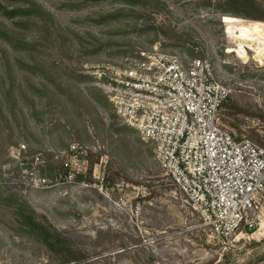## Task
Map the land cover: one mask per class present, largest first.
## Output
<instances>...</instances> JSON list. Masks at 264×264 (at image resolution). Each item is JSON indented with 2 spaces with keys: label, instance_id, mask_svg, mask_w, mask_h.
<instances>
[{
  "label": "rangeland",
  "instance_id": "374dc122",
  "mask_svg": "<svg viewBox=\"0 0 264 264\" xmlns=\"http://www.w3.org/2000/svg\"><path fill=\"white\" fill-rule=\"evenodd\" d=\"M134 1L0 0V264L63 261L25 208L86 264H264V210L217 237L94 76L141 53L205 60L231 90L222 125L264 148V55L229 53L227 33L264 35V0Z\"/></svg>",
  "mask_w": 264,
  "mask_h": 264
},
{
  "label": "built area",
  "instance_id": "2783aa9c",
  "mask_svg": "<svg viewBox=\"0 0 264 264\" xmlns=\"http://www.w3.org/2000/svg\"><path fill=\"white\" fill-rule=\"evenodd\" d=\"M94 76L116 116L155 146L161 171L212 233L229 240L255 228L264 210V148L222 125L231 90L207 61L141 53ZM34 163L42 164L40 156Z\"/></svg>",
  "mask_w": 264,
  "mask_h": 264
},
{
  "label": "trees",
  "instance_id": "16d2710c",
  "mask_svg": "<svg viewBox=\"0 0 264 264\" xmlns=\"http://www.w3.org/2000/svg\"><path fill=\"white\" fill-rule=\"evenodd\" d=\"M134 0H123L126 4L132 3ZM247 2L248 0H243ZM135 2V1H134ZM133 2V3H134ZM248 5V3H245ZM35 10V13L40 15V11ZM240 15L238 13H234V15ZM260 20L263 22L262 19H255ZM227 102V101H226ZM226 102L223 103L222 107L226 104ZM239 139V138H238ZM21 216L23 220V226H25L28 230L27 232L35 238V240L42 244L43 246L47 247L50 251L57 252L63 256V261H61V264H86L83 262H80L81 259H83V256H81L80 253L74 252L72 250H67L69 247L63 243V240L61 238V235L56 233L52 229L51 226H44L41 223H39L36 219V216L33 212L29 211L28 209H21ZM252 230H250L251 233ZM66 254H64V252Z\"/></svg>",
  "mask_w": 264,
  "mask_h": 264
},
{
  "label": "bare ground",
  "instance_id": "6f19581e",
  "mask_svg": "<svg viewBox=\"0 0 264 264\" xmlns=\"http://www.w3.org/2000/svg\"><path fill=\"white\" fill-rule=\"evenodd\" d=\"M241 24L242 21L236 18L227 27V33L237 45L236 49L229 50V53H234L238 58L246 60L248 59V51L256 48L258 54L264 55V35L253 32Z\"/></svg>",
  "mask_w": 264,
  "mask_h": 264
}]
</instances>
